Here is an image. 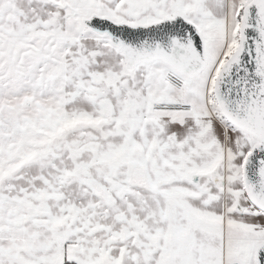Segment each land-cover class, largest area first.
Masks as SVG:
<instances>
[{
  "label": "snow or ice",
  "instance_id": "6c2138e0",
  "mask_svg": "<svg viewBox=\"0 0 264 264\" xmlns=\"http://www.w3.org/2000/svg\"><path fill=\"white\" fill-rule=\"evenodd\" d=\"M0 264H264V0H0Z\"/></svg>",
  "mask_w": 264,
  "mask_h": 264
}]
</instances>
